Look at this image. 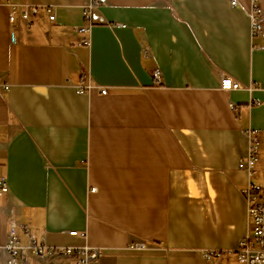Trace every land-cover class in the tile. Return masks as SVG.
<instances>
[{
    "label": "crops",
    "instance_id": "0c3cea01",
    "mask_svg": "<svg viewBox=\"0 0 264 264\" xmlns=\"http://www.w3.org/2000/svg\"><path fill=\"white\" fill-rule=\"evenodd\" d=\"M13 1L39 15L9 44L0 0V264L10 221L22 245H87L98 264L234 251L250 235L238 168L249 128L261 132L253 181L264 188V24L252 36L251 0H99L89 46L73 27L92 0ZM221 73L244 89L221 90ZM39 261L29 257L63 259Z\"/></svg>",
    "mask_w": 264,
    "mask_h": 264
},
{
    "label": "built area",
    "instance_id": "2783aa9c",
    "mask_svg": "<svg viewBox=\"0 0 264 264\" xmlns=\"http://www.w3.org/2000/svg\"><path fill=\"white\" fill-rule=\"evenodd\" d=\"M9 8L8 15V42L15 44L17 42L20 28L22 24H29L30 18L39 15V8L36 5L27 6L24 3H18L13 0H5ZM99 3V0H92L83 6V18L86 25L74 26L75 33L83 35L82 44L90 45L89 34L92 28L90 21V11ZM231 5L236 7L237 0H231ZM45 12L50 22L55 21L54 10L51 6H45ZM251 34L252 36H260L264 24V14L260 6V0H251ZM159 69L154 70L153 76L159 81ZM220 89L227 92H233L244 89L241 84L229 75L220 74ZM254 86H249L247 91H251ZM8 89L7 86L4 87ZM98 89L100 96H106L108 90L104 86L95 87ZM71 89L79 94H88L92 89L91 86H71ZM231 108H235L231 104ZM261 132L257 128H249L244 131L247 139V153L238 163V168L248 175V181L241 189V194L246 201L247 217L250 221V235L242 239L237 248L233 251L236 253V260L241 264H264V188L261 184L253 181L256 175L255 165L259 159V136ZM96 189L91 188L94 192ZM9 192V184L6 176L0 175V196ZM73 236L84 238L83 232L70 231ZM28 243L22 245L15 231L14 222H9V233L7 239L2 246L5 259L1 264H29V257L38 260H45L48 256H54L66 260V264H98L100 250L87 245L82 247H48L44 243V239L38 240L33 236H28ZM144 243H136L131 248L144 250ZM225 250H203L198 252L197 262L195 264H220V258ZM215 259L219 263H215Z\"/></svg>",
    "mask_w": 264,
    "mask_h": 264
},
{
    "label": "rangeland",
    "instance_id": "374dc122",
    "mask_svg": "<svg viewBox=\"0 0 264 264\" xmlns=\"http://www.w3.org/2000/svg\"><path fill=\"white\" fill-rule=\"evenodd\" d=\"M225 250V253L222 255V258H220V264H241V263H238L237 260H236V253L233 252L232 250ZM219 260H216L215 259V263H219L218 262ZM39 262H44V261H39ZM66 261L63 260V261H60L58 262V264H65ZM133 262L131 261H128V260H119L118 261V264H131Z\"/></svg>",
    "mask_w": 264,
    "mask_h": 264
}]
</instances>
